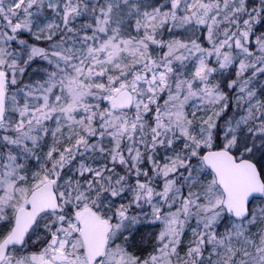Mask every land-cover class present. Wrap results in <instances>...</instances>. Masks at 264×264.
I'll list each match as a JSON object with an SVG mask.
<instances>
[{"label":"snow or ice","instance_id":"snow-or-ice-1","mask_svg":"<svg viewBox=\"0 0 264 264\" xmlns=\"http://www.w3.org/2000/svg\"><path fill=\"white\" fill-rule=\"evenodd\" d=\"M0 264H264V0H0Z\"/></svg>","mask_w":264,"mask_h":264}]
</instances>
